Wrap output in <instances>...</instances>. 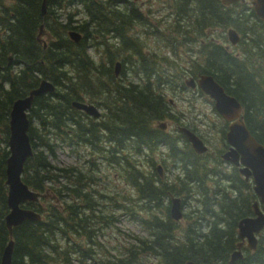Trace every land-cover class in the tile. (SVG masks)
I'll list each match as a JSON object with an SVG mask.
<instances>
[{
  "label": "trees",
  "instance_id": "obj_1",
  "mask_svg": "<svg viewBox=\"0 0 264 264\" xmlns=\"http://www.w3.org/2000/svg\"><path fill=\"white\" fill-rule=\"evenodd\" d=\"M41 1L0 0V258L11 237V264H230L239 242L237 223L252 214L251 204L257 198L252 182L244 181L235 169L223 168L216 154H197L181 134L177 139L154 128L156 121L166 119L181 125L163 87L181 92L187 88L185 82L180 78L177 84L157 75L160 64L153 60L155 55L143 53L142 46L128 36L131 24L123 27L117 20L120 0H47L45 15ZM192 5L193 22L215 20L213 0H197ZM227 15L220 17V25L238 30V24L226 21ZM177 16L168 39L173 34L197 38L208 27L205 24L196 32L195 24H190L185 30L180 14ZM40 25L51 39L45 48L39 41ZM261 28L250 31L252 52L244 51L240 57L205 45L202 53L207 59L200 72L211 75L239 101L244 124L264 146V68L257 65ZM70 31L81 33L79 43L69 38ZM110 37L115 44L97 50L98 57H93L90 40ZM129 49L136 56L138 73L126 78L124 69V81L113 70L117 59L125 63L121 54ZM42 80L51 82L55 90L35 97L28 111L32 155L21 175L30 190L43 194L38 202L23 206L39 213L41 220L22 222L10 236L4 223L9 212L5 184L9 113L13 102L27 96ZM74 101L106 106L108 120L87 116L72 106ZM60 144L75 153V163H56ZM77 145L89 147V155L77 154ZM161 149L163 171L171 169V176L160 177L156 170L158 161L151 154ZM102 165L120 168L119 176L134 197L117 190L122 197L114 201V207L125 216L138 214L137 221L145 231L128 233L131 242L124 243L119 255L116 251L104 261L96 254L107 247L94 226H110L116 218L113 211H104L114 197L102 194L96 183ZM171 197L192 205L193 219L179 236V224L170 217ZM133 200L141 206L138 211L132 208ZM261 234L258 249L246 251L242 260L231 264H264Z\"/></svg>",
  "mask_w": 264,
  "mask_h": 264
},
{
  "label": "rangeland",
  "instance_id": "obj_2",
  "mask_svg": "<svg viewBox=\"0 0 264 264\" xmlns=\"http://www.w3.org/2000/svg\"><path fill=\"white\" fill-rule=\"evenodd\" d=\"M143 2V9L145 15L147 13V9L149 10V25L147 22H144L142 25H134L132 29L128 33V36L134 39L136 43L142 46V52L147 53L148 57L150 54L155 55L153 60L158 65L157 75L160 76L162 79H170L168 80L173 81V83H180V78L184 82L189 78L188 75H184L182 72L186 69L197 70L199 65L201 64L200 60H196V55L193 49H197L196 45L193 42L183 40L182 35L173 34V38L168 39L167 36L170 34L171 31L170 27L173 23H175V17L177 12V2L179 0H140ZM248 2L250 0H247ZM180 14V13H178ZM218 33L222 34V31L218 29ZM206 39V37H204ZM246 44H249L248 39L244 38ZM92 44L91 53L93 57H98L96 51H104L106 46H110L115 44L114 38H107L103 41L102 38H98L97 40H90ZM102 42L100 45L98 43ZM224 42L222 41L221 44ZM95 44V46H94ZM198 46V45H197ZM253 46L250 45V52H252ZM118 49H114L113 52L117 53ZM149 51V53L147 52ZM235 51V50H233ZM121 55H124L123 60L125 63H121L122 59L119 58L115 61L121 63L120 71L117 77L120 76V79L126 80V78H133L135 77V73L137 74L136 68V56L132 49L125 50ZM198 57V56H197ZM195 58V60H194ZM150 60V58H148ZM123 64V66H122ZM257 65L264 68V61L259 60ZM126 69L125 74L127 75L126 78L121 75L122 71ZM168 77V78H166ZM137 80H139L137 78ZM174 87H171L173 90ZM175 91V92H174ZM192 90L185 88V91L178 92V89L171 91L168 87H163V93L166 96V100L170 106L171 112L174 113L177 117L181 119V125L186 127H194L195 131L200 133L204 138H206V145L209 148V153L215 154L216 149H219V139L221 137L220 134L215 132L213 126L220 127L222 125V119L219 115L214 112L213 102L210 98L203 95H196V93L191 92ZM90 103V102H88ZM93 104V103H92ZM95 105V104H94ZM100 112L102 113L103 110L100 107ZM218 115V116H217ZM169 119H166V122ZM156 124V123H155ZM154 124V125H155ZM176 123L171 121L166 128L168 133H171L174 137L177 136V132L175 131ZM208 126H210V130H208ZM163 149L160 151L151 154L152 159L154 161H158L157 165L163 166L161 162V156L158 155L161 153ZM90 152L89 147L83 145L76 146V153L80 154L81 156L86 155L88 156ZM75 154V153H74ZM70 152L67 147H64L62 144L59 145L58 150L56 151V163L59 165H68L76 162V156ZM121 155V153H119ZM123 154V153H122ZM168 166L170 164L166 162ZM171 167V166H170ZM165 168V167H164ZM223 168L225 166L223 165ZM225 169H230V166L227 165ZM99 174L96 176L98 180L96 183L99 184V190L104 195H112L113 201L104 205V211H113L114 221H111L110 226H102L101 223H97L94 228L98 229V235L100 236V240L104 242L105 246L109 249H99L97 251V259L104 261L105 256L111 254H120V251L124 245V243H130L131 234H145V231L141 228V225L137 221L138 214L135 215V218L132 216H125L122 214L121 209L119 207H114V201L121 200V197L118 195L117 190H121L120 193L123 191H127V195L129 197H134V192L127 186L122 178L119 176L120 168L119 167H112V166H100ZM172 170L163 171V175L171 176ZM117 193V195L115 194ZM126 193V192H124ZM101 205L104 202H100ZM41 204L45 206V202L41 201ZM140 204L133 200L132 208H136L137 211L140 208ZM194 207V206H193ZM191 208L189 204H182L181 205V213L182 216L180 220L177 222L179 224V231H177V235L179 236L183 229H186L188 224L190 223L191 219ZM157 211V210H156ZM188 215L185 218V215ZM144 217L146 214L143 213ZM157 216L158 215L157 212ZM113 220V219H112ZM129 235V237H128ZM264 238V231L261 234ZM261 237L258 238V240ZM264 245V242H263ZM104 252V255H103ZM117 255V256H118ZM103 256V257H102ZM89 263H92V260H89Z\"/></svg>",
  "mask_w": 264,
  "mask_h": 264
},
{
  "label": "water",
  "instance_id": "obj_3",
  "mask_svg": "<svg viewBox=\"0 0 264 264\" xmlns=\"http://www.w3.org/2000/svg\"><path fill=\"white\" fill-rule=\"evenodd\" d=\"M239 0H221L224 5L235 3ZM243 2V0H240ZM254 12L257 16H264V0H252ZM47 0L41 1V13L45 15ZM45 35L43 25H40L38 36ZM229 38L233 43L232 36L237 37L234 30H228ZM50 40V37L47 36ZM69 38L78 42L81 38L76 31L69 32ZM119 66V63H116ZM186 84L190 87L195 86L193 79L187 80ZM197 85L200 90L209 96L214 104L216 113L226 122H229L228 130L225 135V140L229 144V150L223 155V159L233 163L235 166L241 165L240 173L246 180L251 177L253 183V191L259 202L263 205L261 208L258 201L252 205L253 217L241 219L237 225L238 237L241 241L247 242V247L250 250H255L257 245V235L264 229V146L261 145L253 135L249 132L242 120V106L239 101L227 94L224 88L219 85L211 75H200L197 80ZM54 85L42 80L38 87L29 91L28 95L17 99L13 102L9 113V137L8 150L9 156L6 159L5 184L7 185V206L9 212L4 218L5 226L11 236L14 227L20 225L24 221H39L41 216L21 205L26 202H37L42 196L38 192H34L21 180L24 163L27 158L32 155V148L28 136L29 120L27 112L31 108L34 97L41 96L46 93H53ZM72 106L83 111L93 118H99V110L91 103L79 101L72 102ZM183 134L191 145V148L198 154L207 151V147L203 142L191 131L182 129ZM160 176L162 170L157 166ZM170 217L178 221L182 213L180 211L181 200L171 197L170 199ZM13 241L10 240L4 247L0 258V264H11V256L13 251ZM242 243L238 244L240 247ZM241 258L239 251L233 252L230 255L229 263ZM185 264H196L193 261H187Z\"/></svg>",
  "mask_w": 264,
  "mask_h": 264
},
{
  "label": "flooded vegetation",
  "instance_id": "obj_4",
  "mask_svg": "<svg viewBox=\"0 0 264 264\" xmlns=\"http://www.w3.org/2000/svg\"><path fill=\"white\" fill-rule=\"evenodd\" d=\"M175 1L176 0H174V2ZM179 1L180 2L176 3L178 12H176L175 20L178 19L177 15H178V13H180V16H181V19H182V22H183V26H185L184 27L185 30H187V27L190 24H195L194 26H192V28H194V31H196V32L203 25H205V24L208 25V27L204 30V33L199 34L197 38H194L193 36H191V37L183 36V38H182L183 40L193 42V44L196 45L197 49H193V51L195 52V54L197 53L196 60H200L201 61V64L199 65L197 70L193 71L192 69H186V70H184V72H182L184 75L186 74V75L189 76V78L187 80L193 79L195 81V86L194 87L188 86L186 84L187 80L184 81L185 82V86L188 89L192 90L191 92L196 93V95H200V96L205 95L200 90V88L197 85L198 77L200 75H207V74H203V73L200 72V70L204 66V62L206 63V59H207L205 57V55L203 56V53H202V51L204 52V48L203 47L205 45L207 47H211V48L212 47L220 48L223 51H226L227 53H229L231 55H234V57H240V56L243 55L242 53L244 51L248 52V50H250V45L246 44V42L244 40L242 41V39L245 37L246 39H248L249 42H252V39H251L252 35H251L250 31L253 32L252 29H254L257 26L260 27V28L262 27L261 30L263 32V39H262L261 44H260V57H261V60L264 61V16L260 17V16H257L255 14L253 6L251 4L252 0H250L249 2L247 0H244L243 2L239 0V1H237L235 3H231L229 5H224L221 2V0H213L212 8H214V12H215V16L214 17H216V18L213 21H208V22L203 23V24H202L201 20L193 22V20H195V18L193 16L194 15L193 10L195 9V7L193 6L194 4L192 5V3L193 2L195 3V1H197V0H179ZM206 1H208V0H206ZM116 9L119 12V14L117 15L118 16L117 20H119L120 23H123V27L126 26V25H130L131 24L130 28L132 29V27L134 25H138V24H134L135 20H141L142 21V23H140L141 25L144 22L148 23V21H149V15H148L149 10L147 9V13L145 15L144 11H142L143 2H141L140 0H120L119 4L116 6ZM221 12H223V13L221 14ZM227 13H228V15L225 16L226 21H228L229 23L232 21V23L238 24L239 25L238 30L236 28L230 27V25L227 26V27H222L220 25V23L218 22L220 17L223 16V15H226ZM121 14L125 15V20L120 19L122 17ZM251 21H253V24H251ZM148 25H149V23H148ZM191 29H190V34L192 33ZM218 29L222 31V34L218 33ZM230 29L234 30L236 32V34H237V37L232 36L233 41L234 42L236 41L235 43H233L231 41V39L229 38L228 30H230ZM47 34H46V31H45V35H43L39 39V41L42 43L43 48H45L46 44L51 40V39L49 40L47 38V36L49 35V34L48 35ZM79 34L81 36L80 40L78 42H74V43H79L81 41L82 35H81V33H79ZM185 34L187 36H189L188 35L189 32L187 34V31H186ZM204 37H206V39ZM222 41L224 42L223 44H221ZM255 46H256V44H255ZM233 50H235V51H233ZM194 60H195V58H194ZM120 66H121L120 64H119L118 67L116 65L114 66V70L113 71H114V76H116V77L119 74V71H120L119 67ZM43 95H47V94H43ZM43 95H41V96H43ZM205 96H207V95H205ZM37 97H40V96H37ZM96 107L100 111V107H98V106H96ZM213 107H214V105H213ZM101 109L103 110V112L100 113L101 116L97 120H100L101 117L104 120H108L109 112L107 111V107L105 106V108H103V106H102ZM221 119H222V125L220 127L213 126V128L215 129V132L220 134V135H222V137H223L222 140L219 139V143H218L219 144L218 145L219 149H216L215 154H216V156H218V158L220 159V162L223 163L225 168H226L227 165H229L230 166V170L231 169L232 170L235 169L239 173L240 177L243 178L244 181L251 182V177H249V179L246 180L245 177L240 173V168H241L240 164L238 166H235L233 163H230L229 161H226V160L223 159V155L226 152H228L229 147H230L229 144L225 140V135H226V132L228 130L229 122H226L223 118H221ZM167 121H169V123L171 122V120H167ZM155 123L156 124L154 125V128L160 130L161 132L164 131V132L168 133L166 131V128L169 125V123L166 122V120H164V121H156ZM176 128H177L176 130L178 132H180L176 136L177 139H179L178 137L181 134L182 135L181 138L183 140V137H185V135L183 134L182 129H187V130L193 132L203 142V144L207 147V151L209 150L208 146L206 145V138H204V136H202L200 133L195 131L194 127L190 128V127H186V126L177 124ZM207 128H208V130L211 129L210 126H208ZM185 139L188 142L186 137H185ZM188 144L190 145L189 142H188ZM190 147H191V145H190ZM215 154H213V155H215ZM160 169L162 170V176H163V166L160 165ZM156 170H157V167H156ZM157 172H158V170H157ZM162 176H160V177H162ZM255 201H258V198ZM170 205H171V203H170ZM258 205H259L260 208L263 206L259 201H258ZM251 209H252V204H251ZM253 216H254V214H253V209H252V214L249 215V216H245L244 218L253 217ZM237 225H238V223H237ZM262 232H260L257 235V238H259V236H260V234ZM237 235H238V232H237ZM258 242H259V240L257 239V245H256L255 250L258 249ZM239 243H242V245L240 247H238ZM255 250H250V248L247 247V242L246 241L243 242V241H241L239 239V242L236 244V249L233 252L239 251L241 253V258H239L237 260H242L246 251L252 253ZM237 260H235V261H237Z\"/></svg>",
  "mask_w": 264,
  "mask_h": 264
},
{
  "label": "bare ground",
  "instance_id": "obj_5",
  "mask_svg": "<svg viewBox=\"0 0 264 264\" xmlns=\"http://www.w3.org/2000/svg\"><path fill=\"white\" fill-rule=\"evenodd\" d=\"M245 26V25H244ZM249 51V50H248ZM259 53V52H258ZM254 54V53H253ZM251 56V55H250ZM254 60V59H253ZM247 61V60H246ZM239 64V63H238ZM264 70V69H263ZM264 80V79H263ZM115 108V107H114ZM99 140V139H98Z\"/></svg>",
  "mask_w": 264,
  "mask_h": 264
}]
</instances>
